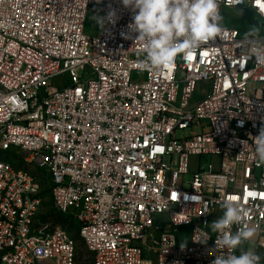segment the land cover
Listing matches in <instances>:
<instances>
[{
	"label": "built area",
	"instance_id": "built-area-1",
	"mask_svg": "<svg viewBox=\"0 0 264 264\" xmlns=\"http://www.w3.org/2000/svg\"><path fill=\"white\" fill-rule=\"evenodd\" d=\"M224 9L264 27V0ZM91 11L104 16L97 36ZM133 15L122 0H0V264H77L56 216L78 225L91 264H211L230 254L210 229L225 200L243 213L232 231L254 227L245 244L264 250L250 139L264 128V65L222 19L196 52L142 70Z\"/></svg>",
	"mask_w": 264,
	"mask_h": 264
},
{
	"label": "clouds",
	"instance_id": "clouds-1",
	"mask_svg": "<svg viewBox=\"0 0 264 264\" xmlns=\"http://www.w3.org/2000/svg\"><path fill=\"white\" fill-rule=\"evenodd\" d=\"M241 2L232 0L234 5ZM122 4L134 13L129 27L137 33L135 41L143 45L144 59L138 64L145 71L163 69L180 54L187 57L223 30L220 0H122ZM108 15L114 16V12ZM244 42V51L249 58L264 65V36H261L260 28L253 26L246 31ZM250 139L255 146L256 165L264 166V128L260 129L257 136H250ZM244 145L248 146L247 141H244ZM222 207L223 214L210 224V229L217 234L216 247L226 248L230 254L217 255L211 264H261L264 257L242 247L252 239L256 229L245 225L233 232V226L242 222L241 208L228 200L223 202ZM210 238L208 233H204L197 241L207 243Z\"/></svg>",
	"mask_w": 264,
	"mask_h": 264
},
{
	"label": "rangeland",
	"instance_id": "rangeland-1",
	"mask_svg": "<svg viewBox=\"0 0 264 264\" xmlns=\"http://www.w3.org/2000/svg\"><path fill=\"white\" fill-rule=\"evenodd\" d=\"M223 22L224 26L226 27H236L239 29L243 34L248 31L251 27L253 26H258L260 28V33L261 35H264V27L262 26V23L260 20H258L251 11H246V10H236V11H231L224 9L223 10ZM104 26V16L100 12L97 11H91L88 13L87 18H86V23H85V33L90 36H97L99 35ZM136 76V74L134 75ZM57 85H61V80L56 81ZM197 92L199 93L197 95H203L208 92V84L207 83H200L197 86ZM4 155H1L0 157H3ZM49 198V196H48ZM48 207H45L44 211L48 210ZM60 220V219H59ZM62 222V220L60 221ZM158 222V220H156ZM64 224V222H62ZM179 237L182 238L184 244L187 242V239L189 237V230L187 228H181L179 230ZM79 245L80 241L78 239ZM245 250L251 249L260 254L262 257H264V250L259 248L256 243H248V244H243L242 246ZM81 255L82 253H85V249L82 248V246H79L78 250ZM239 254V251H238ZM87 255H83L81 258V261H77V264H91L89 263ZM261 264H264V260L261 261Z\"/></svg>",
	"mask_w": 264,
	"mask_h": 264
},
{
	"label": "trees",
	"instance_id": "trees-1",
	"mask_svg": "<svg viewBox=\"0 0 264 264\" xmlns=\"http://www.w3.org/2000/svg\"><path fill=\"white\" fill-rule=\"evenodd\" d=\"M13 164H16V162H12ZM45 193H49V190H46ZM47 207H49V204H46ZM60 219V220H59ZM55 220L59 223L62 224V222H64V224H62L70 233L71 235L73 236V238L76 240L78 246H77V258H76V262L79 260L81 261V258L83 255H87L89 256L88 257V262L89 263H92V257H91V254L90 252L88 251L87 247L85 246V244L82 242L80 236H79V227L76 223L74 222H69L68 220H66L64 217L62 216H56L55 217ZM62 220V222H60ZM78 239L80 241V245H79V242H78ZM79 246H82V248L85 249V253H81L78 251L79 250ZM78 263V262H77Z\"/></svg>",
	"mask_w": 264,
	"mask_h": 264
}]
</instances>
